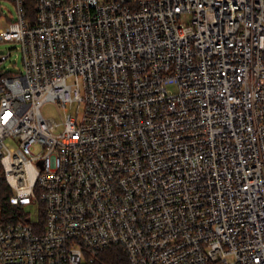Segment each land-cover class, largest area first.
Instances as JSON below:
<instances>
[{"label":"built area","instance_id":"built-area-1","mask_svg":"<svg viewBox=\"0 0 264 264\" xmlns=\"http://www.w3.org/2000/svg\"><path fill=\"white\" fill-rule=\"evenodd\" d=\"M9 1L0 264H264V0Z\"/></svg>","mask_w":264,"mask_h":264},{"label":"rangeland","instance_id":"rangeland-1","mask_svg":"<svg viewBox=\"0 0 264 264\" xmlns=\"http://www.w3.org/2000/svg\"><path fill=\"white\" fill-rule=\"evenodd\" d=\"M15 6L9 0H0V29L6 27L8 22L15 18ZM2 16L5 18L3 19ZM18 47L17 43L10 42V41H0V55L2 53H7L8 50H11V54L6 60L0 61V69L7 71L13 70L17 71L19 68H22V57L21 53L15 48ZM42 112L44 115H50L53 117L59 118V109L55 103L49 102L44 104L42 107ZM10 144L12 145V141L9 140ZM35 205H31L32 209H34Z\"/></svg>","mask_w":264,"mask_h":264},{"label":"trees","instance_id":"trees-1","mask_svg":"<svg viewBox=\"0 0 264 264\" xmlns=\"http://www.w3.org/2000/svg\"><path fill=\"white\" fill-rule=\"evenodd\" d=\"M3 187L5 188L4 183H1ZM8 192H4V194L0 193V206L1 209L4 211L6 209H11L15 210L16 207H12L8 204L6 195ZM17 218V217H16ZM93 264H129V260L127 257V254L123 250L122 247L120 246H109L100 252L95 257V261Z\"/></svg>","mask_w":264,"mask_h":264}]
</instances>
